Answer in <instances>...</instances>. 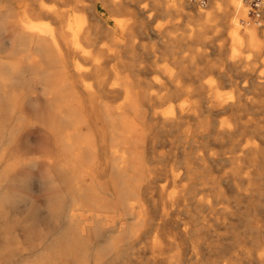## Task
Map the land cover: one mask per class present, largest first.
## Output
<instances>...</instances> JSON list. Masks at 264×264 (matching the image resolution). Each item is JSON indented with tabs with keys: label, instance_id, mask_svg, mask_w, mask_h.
I'll list each match as a JSON object with an SVG mask.
<instances>
[{
	"label": "bare ground",
	"instance_id": "1",
	"mask_svg": "<svg viewBox=\"0 0 264 264\" xmlns=\"http://www.w3.org/2000/svg\"><path fill=\"white\" fill-rule=\"evenodd\" d=\"M29 1L0 4V264H264V98L180 79L184 66L146 79L125 46L158 33L150 16H30ZM198 15L179 43L204 41ZM232 35L229 59L264 48L255 28ZM150 173L164 180L156 199Z\"/></svg>",
	"mask_w": 264,
	"mask_h": 264
},
{
	"label": "rangeland",
	"instance_id": "2",
	"mask_svg": "<svg viewBox=\"0 0 264 264\" xmlns=\"http://www.w3.org/2000/svg\"><path fill=\"white\" fill-rule=\"evenodd\" d=\"M2 1L0 0V4L8 2L18 8L23 0H19L20 3L18 0H4V3ZM32 1L34 3L41 1L51 11L37 13L36 5ZM109 1L30 0L29 2H32V4L29 5L31 10L28 14L30 16H107L106 18L113 24H116L119 20L129 21L128 16H150V23L159 24L158 33L150 29H147L142 34L135 33V44L133 46H125L133 47V56L136 55L134 56L136 63L142 62L141 64L148 66L147 74H145L146 79L163 80L166 77L164 67L174 68V71L178 70L177 72H179L184 66L183 69L190 75H181L180 79L205 80L210 78L218 82L222 93H228L233 88V84L237 83L239 87L241 86L240 93L248 101L264 98V91L252 88L253 85L264 89V48L257 49L256 47L242 44L236 51V58H228V54L234 49L233 30H237L238 34L244 36L249 30L255 28L257 34L264 38V13L258 21H254L247 15L248 8L245 0H242V6L246 10L244 15L239 14L238 9L225 2L226 0H210L205 8H197L187 0H156L157 3H153V0ZM153 4H156V7ZM198 12L200 13L198 16H206V22L208 23L209 21L205 27L204 41H198L192 36L191 40L189 39L190 42L185 39L183 40L185 42L179 43L180 36L187 33L186 27H193L192 23H190L192 22L190 16H196ZM220 13L223 14L220 15ZM220 16H223V18ZM144 19L146 20L145 17ZM102 24L100 23L101 26ZM119 32L123 31L118 26L110 29L105 28L102 35L99 32L101 38L98 40L99 36L97 37L96 47H93V52L98 54L109 44L113 48L114 44H111L112 35ZM176 38L177 40H175ZM170 41L173 42V45L167 46ZM128 55L130 56L131 53H128ZM101 59L103 58L101 57ZM106 62L107 68H111L115 64V60L112 59ZM106 81H110V79ZM86 82L92 83L93 79L90 78ZM109 100L111 103H117L121 100V96L115 94L109 97ZM39 105L37 104L36 106L39 108ZM257 110L259 111L257 108L246 110L244 121L253 117L254 114L256 116ZM39 171L32 173L33 176H27L29 178H27V182H30L36 188L40 187L42 181L40 178H42L41 175L43 174L42 171ZM31 177L33 178L31 179ZM146 181L152 185L150 195L155 199L158 198V187L163 185V178L150 173ZM36 194L38 195L39 192L37 191ZM150 255L151 253L147 251L146 257ZM142 264H148L146 259L142 260Z\"/></svg>",
	"mask_w": 264,
	"mask_h": 264
},
{
	"label": "built area",
	"instance_id": "3",
	"mask_svg": "<svg viewBox=\"0 0 264 264\" xmlns=\"http://www.w3.org/2000/svg\"><path fill=\"white\" fill-rule=\"evenodd\" d=\"M197 8H205L210 0H187ZM247 2V15L258 21L264 13V0H245Z\"/></svg>",
	"mask_w": 264,
	"mask_h": 264
}]
</instances>
